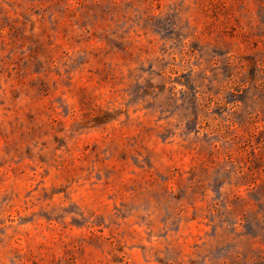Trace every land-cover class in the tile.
I'll use <instances>...</instances> for the list:
<instances>
[{"label": "rangeland", "instance_id": "1", "mask_svg": "<svg viewBox=\"0 0 264 264\" xmlns=\"http://www.w3.org/2000/svg\"><path fill=\"white\" fill-rule=\"evenodd\" d=\"M0 264H264V0H0Z\"/></svg>", "mask_w": 264, "mask_h": 264}]
</instances>
